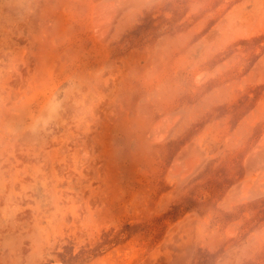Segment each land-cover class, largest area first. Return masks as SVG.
<instances>
[{
    "label": "rangeland",
    "instance_id": "1",
    "mask_svg": "<svg viewBox=\"0 0 264 264\" xmlns=\"http://www.w3.org/2000/svg\"><path fill=\"white\" fill-rule=\"evenodd\" d=\"M263 140L264 0H0V264H264Z\"/></svg>",
    "mask_w": 264,
    "mask_h": 264
},
{
    "label": "bare ground",
    "instance_id": "2",
    "mask_svg": "<svg viewBox=\"0 0 264 264\" xmlns=\"http://www.w3.org/2000/svg\"><path fill=\"white\" fill-rule=\"evenodd\" d=\"M149 1H150V0H149ZM104 29H105V28H104ZM100 35H101V34H100ZM172 125H173V124H172ZM263 141H264V140H263ZM254 154H255V153H254ZM178 158H179V157H178ZM180 158H181V157H180ZM176 161H177V159H176ZM174 164H175V163H174ZM178 164H179V163H178ZM195 166H196V165H195ZM173 167H174V165H173ZM175 167H176V166H175ZM192 168H194V167H192ZM189 170H190V169H189ZM189 170H188V171H189ZM193 170H194V169H193ZM172 171H173V170H172ZM172 171H171V172H172ZM171 172H170V173H171ZM187 174H188V173H187ZM189 174H190V173H189ZM185 175H186V174H185ZM186 177H187V176H186ZM251 177H252V176H251ZM180 178H181V177H180ZM181 179H182V178H181ZM253 179H254V178H253ZM178 180H179V179H178ZM182 181H183V179H182ZM182 181H181V182H182ZM184 181H185V180H184ZM246 181H248V180L246 179ZM243 183H244V182H243ZM243 183H242V184H243ZM241 187H243V186H241ZM258 187H259V186H258ZM258 187H257V188H258ZM261 187H262V186H261ZM260 189H261V188H260ZM240 190H241V189H240ZM240 190H239L238 192H240ZM243 191H244V190H243ZM245 193H246V191H245ZM245 195H246V194H245ZM255 195H256V194H255ZM241 196H242V195H241ZM250 197H251V195H250ZM245 198H246V197H245ZM248 199H249V198H248Z\"/></svg>",
    "mask_w": 264,
    "mask_h": 264
}]
</instances>
